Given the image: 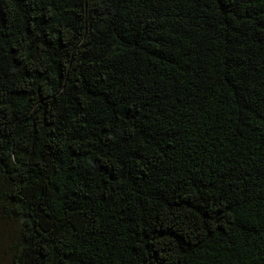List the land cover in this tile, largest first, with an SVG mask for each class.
Segmentation results:
<instances>
[{"label":"trees","instance_id":"trees-1","mask_svg":"<svg viewBox=\"0 0 264 264\" xmlns=\"http://www.w3.org/2000/svg\"><path fill=\"white\" fill-rule=\"evenodd\" d=\"M10 264H264V0H0Z\"/></svg>","mask_w":264,"mask_h":264},{"label":"rangeland","instance_id":"rangeland-1","mask_svg":"<svg viewBox=\"0 0 264 264\" xmlns=\"http://www.w3.org/2000/svg\"><path fill=\"white\" fill-rule=\"evenodd\" d=\"M16 224L0 220V264H10V244L16 234Z\"/></svg>","mask_w":264,"mask_h":264}]
</instances>
